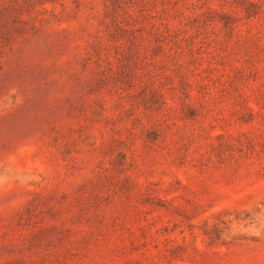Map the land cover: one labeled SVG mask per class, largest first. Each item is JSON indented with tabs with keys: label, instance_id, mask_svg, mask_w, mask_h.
Returning a JSON list of instances; mask_svg holds the SVG:
<instances>
[{
	"label": "rangeland",
	"instance_id": "obj_1",
	"mask_svg": "<svg viewBox=\"0 0 264 264\" xmlns=\"http://www.w3.org/2000/svg\"><path fill=\"white\" fill-rule=\"evenodd\" d=\"M0 264H264V0H0Z\"/></svg>",
	"mask_w": 264,
	"mask_h": 264
}]
</instances>
